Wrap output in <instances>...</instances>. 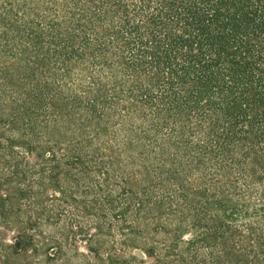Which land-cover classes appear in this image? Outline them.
<instances>
[{
  "label": "trees",
  "instance_id": "1",
  "mask_svg": "<svg viewBox=\"0 0 264 264\" xmlns=\"http://www.w3.org/2000/svg\"><path fill=\"white\" fill-rule=\"evenodd\" d=\"M0 264H264V0H0Z\"/></svg>",
  "mask_w": 264,
  "mask_h": 264
},
{
  "label": "rangeland",
  "instance_id": "2",
  "mask_svg": "<svg viewBox=\"0 0 264 264\" xmlns=\"http://www.w3.org/2000/svg\"><path fill=\"white\" fill-rule=\"evenodd\" d=\"M138 253V252H137Z\"/></svg>",
  "mask_w": 264,
  "mask_h": 264
}]
</instances>
